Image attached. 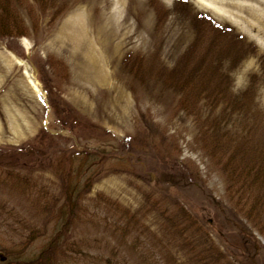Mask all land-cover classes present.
Wrapping results in <instances>:
<instances>
[{
	"label": "rangeland",
	"instance_id": "obj_1",
	"mask_svg": "<svg viewBox=\"0 0 264 264\" xmlns=\"http://www.w3.org/2000/svg\"><path fill=\"white\" fill-rule=\"evenodd\" d=\"M12 1L26 29L0 38V56L10 48L15 58L0 82V146L23 145L43 125V92L35 93L28 83L35 77L115 134L78 127L59 133L54 143L62 147L98 138L120 147L117 158L103 159L94 169L83 202L91 211L77 224L75 251L63 264H100L107 257L112 264H206L201 256L213 257L214 246L223 244L216 209L207 202L194 204L192 189L164 190L160 182L172 173L193 175L198 193L207 192L221 209L236 213L264 247V200L254 210L251 203L241 210L246 194L260 199L264 189L254 184L250 191L243 185L237 190L241 185L223 171L235 148L243 151L264 138V107L254 99L264 87V0H49L44 10L35 0ZM249 56L257 57L258 68L234 92L222 62L228 58L239 70ZM184 86L197 92L195 99L187 89L191 101L197 100L189 103L191 113L179 107ZM50 120L48 113L46 126ZM212 139L227 149L220 142L212 146ZM9 166L0 175V244L13 246L27 234L21 225L40 223L23 213L24 187L14 189L2 177L13 172ZM33 176L36 186L55 193V173L34 171ZM36 186L23 196L38 197ZM177 206L202 217L200 231L193 222L182 230L170 228L167 214L173 217ZM52 230L48 226L47 235ZM43 241L38 237L32 247Z\"/></svg>",
	"mask_w": 264,
	"mask_h": 264
},
{
	"label": "trees",
	"instance_id": "obj_2",
	"mask_svg": "<svg viewBox=\"0 0 264 264\" xmlns=\"http://www.w3.org/2000/svg\"><path fill=\"white\" fill-rule=\"evenodd\" d=\"M35 1H37L41 10H44L50 2L49 0ZM13 3L12 0H0V38H9L25 33V25L16 10V5ZM43 85L47 90L48 102L51 107V125L47 128L42 127L29 142L23 145L0 146V175L7 166L13 167V172L6 173L8 174L7 177L3 175L2 177L5 180L8 179L12 188L24 187L20 189L22 198L27 201L23 213L28 214L31 221L35 218L40 224L36 223L28 227L21 225L23 231L27 230L24 237L14 242L13 246L5 243L0 244V250L5 254V260H0V264H63L67 261L69 254L75 251L76 243L72 236H74L77 224L82 219V215L90 210L83 205V202L95 180L94 169L103 159L117 158L116 155L120 150V147L116 146L112 140L98 138H95L94 143L84 141L83 144H78L77 141L69 146L62 147L54 143L59 133L68 129L72 131V129L78 127L85 128L88 131H103L104 133H110L111 136L115 134L103 126L95 124L79 112L64 97L55 93L52 85L44 81ZM188 88L190 87L184 86L182 89L183 96L179 102V107L186 110L187 113H191L189 103L193 104L197 100L191 101L192 97L190 92L187 91ZM190 89L192 96L197 99L196 90L193 87ZM251 131L250 128L249 134L243 137V141L250 138ZM89 138L90 136L86 139ZM46 140L48 141L46 142ZM232 141L233 139L229 140V143L231 144ZM219 142L218 139L211 140L212 146L222 143L224 148L227 149L228 145L225 142ZM121 147L125 149L126 145ZM239 153L241 155L237 156ZM125 154L130 156L128 151L125 153L123 151L121 155ZM251 156L259 158L257 161H253L248 159ZM5 163L7 165H4ZM34 171L50 172L57 175L58 183L56 184L55 193H48L43 189L45 186L38 187L35 185L37 178L33 176ZM223 171L228 180H233L241 185L236 187L237 190H241L240 188L243 185L246 191H250L251 186L254 184H260L261 189H264V138L260 137L257 143H251L246 148L243 147V151L235 148L233 156H230L224 162ZM193 178V175L187 177L181 173H172L165 175L160 184L164 185L163 189L170 193L173 190V193H175L176 190L183 188L192 189L193 195L190 191L188 192L192 196L194 204L198 203L197 205L202 204L201 206H203L207 202L215 207L217 228L222 231H218L217 235L223 240V244L221 248L220 246H214L216 247L214 250L216 254L213 257L208 258L203 254L201 260H204L206 264H264V247L258 246V240L254 238L248 227L240 224L237 214L232 210L228 208L221 209L222 204L219 201L209 197L210 200L206 196L208 195L207 192L199 194V190L195 188V179ZM33 185L38 187L40 194L38 197H31L28 200L29 198L23 196L22 193L29 192L32 194L31 187ZM198 185L200 186V184ZM173 199L175 201L179 200L176 195ZM260 200H264V197L251 199L250 194H246L241 203V210L247 203H251V208L254 210V206ZM99 201L103 202L102 200ZM176 211L173 217L171 212L167 214L169 216L167 220L171 222L170 228L176 227L178 230H182L187 222H193L196 225L195 228L200 231L199 221L203 220L202 217L193 215L190 209L181 206ZM194 213L197 214V210ZM124 214L128 219H134V216L129 212ZM27 221L29 222V220ZM50 225L53 226V230L47 235L46 229ZM126 232L127 229L124 233ZM40 236L43 237L44 241L40 247L34 249L32 244ZM16 245L19 246L17 250L14 248ZM158 260H161V258ZM206 260L209 262H206ZM99 263L112 264V258L107 257L103 259V262L99 259Z\"/></svg>",
	"mask_w": 264,
	"mask_h": 264
},
{
	"label": "clouds",
	"instance_id": "obj_3",
	"mask_svg": "<svg viewBox=\"0 0 264 264\" xmlns=\"http://www.w3.org/2000/svg\"><path fill=\"white\" fill-rule=\"evenodd\" d=\"M230 65V59L225 58V60L222 62V69L226 70L232 77L231 87L232 91L234 92L238 91L241 87L246 86V76L258 68L257 57L255 56L245 57L238 66L239 70L230 67ZM254 99L260 106L264 107V87L258 88Z\"/></svg>",
	"mask_w": 264,
	"mask_h": 264
},
{
	"label": "crops",
	"instance_id": "obj_4",
	"mask_svg": "<svg viewBox=\"0 0 264 264\" xmlns=\"http://www.w3.org/2000/svg\"><path fill=\"white\" fill-rule=\"evenodd\" d=\"M13 52L11 51V50H9L8 48L7 49H5V51H3L2 52V54H1V58H0V82H1V78H6L5 77V75H9V73H10V71H11V69H13L12 67H10L9 66V64H11V65H13V63H14V57H13ZM3 55L5 56V58H6V60L5 61H3L4 59H3ZM28 69H26V71H27ZM23 73H24V70H23ZM3 76V77H2ZM7 79V78H6ZM30 80H31V78H30ZM29 84H30V86L32 87V89H33V91H35V93L36 92H38L39 93V88H37V86L35 87L34 86V84H31V82L29 81L28 82ZM41 98H43V100L44 101H42V103H43V107H44V110H45V113H44V116H45V118H44V123L43 124H45V121H46V116H47V114H48V103H47V98H45V95H44V93H42V96H40ZM36 123V122H35ZM39 121L37 122V125L35 124V128L33 129L34 131H33V133L32 134H34V132H36L37 131V129H36V127H39Z\"/></svg>",
	"mask_w": 264,
	"mask_h": 264
},
{
	"label": "water",
	"instance_id": "obj_5",
	"mask_svg": "<svg viewBox=\"0 0 264 264\" xmlns=\"http://www.w3.org/2000/svg\"><path fill=\"white\" fill-rule=\"evenodd\" d=\"M5 258V256L3 255L2 252H0V259L3 260Z\"/></svg>",
	"mask_w": 264,
	"mask_h": 264
},
{
	"label": "bare ground",
	"instance_id": "obj_6",
	"mask_svg": "<svg viewBox=\"0 0 264 264\" xmlns=\"http://www.w3.org/2000/svg\"><path fill=\"white\" fill-rule=\"evenodd\" d=\"M26 72H28V70H27ZM32 83H33L34 86H35V79H34V78H32ZM35 87H36V86H35Z\"/></svg>",
	"mask_w": 264,
	"mask_h": 264
}]
</instances>
